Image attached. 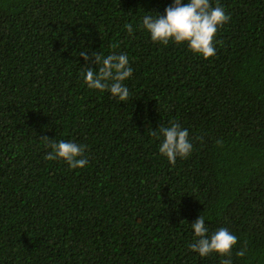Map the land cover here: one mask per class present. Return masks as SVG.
Wrapping results in <instances>:
<instances>
[{
	"label": "trees",
	"instance_id": "1",
	"mask_svg": "<svg viewBox=\"0 0 264 264\" xmlns=\"http://www.w3.org/2000/svg\"><path fill=\"white\" fill-rule=\"evenodd\" d=\"M172 3L0 0V264H221L189 249L200 215L237 237L232 264H264V0H210L231 19L209 59L142 28ZM83 50L128 56V99L87 86ZM171 121L175 165L151 135ZM43 137L88 164L46 161Z\"/></svg>",
	"mask_w": 264,
	"mask_h": 264
},
{
	"label": "clouds",
	"instance_id": "2",
	"mask_svg": "<svg viewBox=\"0 0 264 264\" xmlns=\"http://www.w3.org/2000/svg\"><path fill=\"white\" fill-rule=\"evenodd\" d=\"M230 19V15L225 13L222 6L212 7L210 0H187V2L173 0L163 15L145 13L142 18V28L150 34L154 43L163 45H167L170 41L176 44L187 43L194 54L209 59L216 54L213 40L218 29ZM125 28L130 35L134 31L131 24L126 23ZM78 55L86 62L80 75L90 89L108 91L112 97L120 101L129 98L130 91L124 82L132 77L133 68L126 54L113 53L106 57L96 55L93 58L92 55L87 54V50H83ZM91 62L99 65L98 71L87 66ZM151 135L160 140L159 153L172 165H175L177 158L185 159L192 152L189 132L177 121H171L167 127L161 124L157 130H151ZM41 139L51 149L44 156L46 161L62 159L70 169H82L88 164L83 145L64 140L57 142L47 137ZM217 144H221V141H217ZM190 227L195 235L194 241L189 245L190 251L198 253L200 257L218 253L222 257H227L221 260V264H232L230 253L237 244L235 235L226 228H220L209 236L202 215ZM246 253L245 246L236 255L243 257Z\"/></svg>",
	"mask_w": 264,
	"mask_h": 264
}]
</instances>
